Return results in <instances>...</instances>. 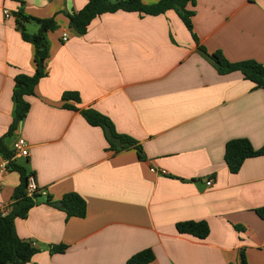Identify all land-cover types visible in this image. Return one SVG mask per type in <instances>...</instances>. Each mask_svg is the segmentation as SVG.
<instances>
[{
	"label": "crops",
	"instance_id": "obj_1",
	"mask_svg": "<svg viewBox=\"0 0 264 264\" xmlns=\"http://www.w3.org/2000/svg\"><path fill=\"white\" fill-rule=\"evenodd\" d=\"M195 1L193 33L172 11H119L76 37L67 14L89 0H0V147L47 194L16 222L18 237L39 250L28 264H128L147 250L150 264H241L242 252L248 264H264V156L237 174L225 162L231 140L264 146V91L241 72L220 75L198 50L264 65V0ZM19 13L56 28L47 34L46 75L16 124L15 79L36 72L23 31L40 29L33 21L18 28ZM87 109L136 141L146 161L135 149L109 151L103 130L83 117ZM19 139L27 158L14 159ZM21 182L18 172H0V213H9ZM72 193L86 202L85 218L47 204ZM189 221L206 222L209 236L179 234L177 224ZM61 246L64 253L51 252Z\"/></svg>",
	"mask_w": 264,
	"mask_h": 264
},
{
	"label": "trees",
	"instance_id": "obj_2",
	"mask_svg": "<svg viewBox=\"0 0 264 264\" xmlns=\"http://www.w3.org/2000/svg\"><path fill=\"white\" fill-rule=\"evenodd\" d=\"M196 6L195 0H157L155 4L147 5L144 0H89V3L79 12L67 14L71 28L76 29L80 35H85L89 26L97 17L105 14H114L119 11L138 13L143 16H160L168 12H175L187 29L193 33V18ZM17 27L24 29V22H35L39 25V31L35 35H29L23 31L25 40L35 46L36 72L33 76L19 75L15 79L16 88L14 100L16 102L15 123L23 121L29 112L30 105L26 101L28 96L34 95V88L46 75V63L49 59V42L47 34L54 31V20H40L29 18L22 13L18 14ZM195 37V35H194ZM196 39V37H195ZM201 55L218 71L220 75L233 72H241L246 80L252 82L256 88L264 91V65L256 61H244L230 63L222 54L217 52L209 54L205 48H198ZM77 99L74 94H65L64 100ZM89 125L100 127L109 145V151L119 153L128 149H135L140 161H146V156L141 146L128 136L116 132L114 124L106 116L92 109L81 112ZM0 154L9 161L8 169L21 175V185L15 190L13 202L7 215L0 213V264H28L37 255L39 250L32 243L21 240L16 232V222L27 218L29 212L37 204L40 192L30 196L27 192L30 177L26 170L17 166L11 160L13 153L0 147ZM264 156V146L256 150L248 139L231 140L226 145L225 162L231 174L241 171L243 164L248 159ZM47 204L63 211L68 218H85L87 213L86 202L77 194H66L60 202L54 203L47 199ZM264 220V208L257 211ZM177 231L181 235H190L200 240H205L210 229L206 222H182L177 224ZM66 247L53 248L52 253H64ZM155 260L151 250L144 251L132 257L128 264H150ZM241 264H248L245 254L241 253Z\"/></svg>",
	"mask_w": 264,
	"mask_h": 264
},
{
	"label": "built area",
	"instance_id": "obj_3",
	"mask_svg": "<svg viewBox=\"0 0 264 264\" xmlns=\"http://www.w3.org/2000/svg\"><path fill=\"white\" fill-rule=\"evenodd\" d=\"M5 16L7 18L10 17V14L5 11ZM68 40V34H64L63 36V41L66 42ZM14 159L15 158H27L29 156V150H28V146L26 144V142L23 140V139H19L15 146H14ZM9 162V161H8ZM8 169V164L6 163H3L1 166H0V172L1 173H5ZM208 186H211L212 185V181L208 182L207 183ZM37 191L40 192V195L42 196H46V192L43 191V190H40L37 183H36V180L34 177H30L29 179V183H28V194L30 196H32L33 194H35ZM33 246L36 247V244L33 243Z\"/></svg>",
	"mask_w": 264,
	"mask_h": 264
},
{
	"label": "water",
	"instance_id": "obj_4",
	"mask_svg": "<svg viewBox=\"0 0 264 264\" xmlns=\"http://www.w3.org/2000/svg\"><path fill=\"white\" fill-rule=\"evenodd\" d=\"M71 33L74 35V36H76V37H79L80 36V34L76 31V29H74V28H71Z\"/></svg>",
	"mask_w": 264,
	"mask_h": 264
}]
</instances>
